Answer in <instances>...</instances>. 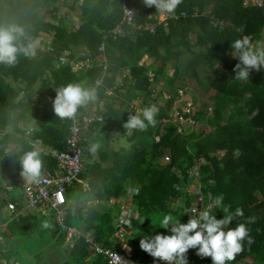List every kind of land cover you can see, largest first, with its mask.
<instances>
[{"label":"trees","instance_id":"1","mask_svg":"<svg viewBox=\"0 0 264 264\" xmlns=\"http://www.w3.org/2000/svg\"><path fill=\"white\" fill-rule=\"evenodd\" d=\"M58 1L0 0V26H23L33 40L54 30L49 43L53 51L45 44L35 56L19 55L14 66L0 64V212L7 202L22 204L19 192L13 194L5 183H21L19 171L23 170L15 175L14 165H20L25 152L34 150L23 139L28 129L34 131L27 125L34 122L37 130L33 137L41 140L42 175L55 171L57 162L52 152L66 149L69 129L68 119L54 113L56 90L68 83L93 88L103 75L99 62L105 55L107 75L95 99L104 101L98 112L103 121L90 124L82 132L81 144L88 152L83 156L80 179L89 188L84 189L78 181L66 187V195L77 201L67 210L66 224L85 228L102 248L123 250L115 231L119 203L126 200V206L133 208L128 226L131 234L125 242L131 251L126 256L134 264H147L154 258L141 250L140 238L165 231L151 223L158 213L181 216V222H187L194 198L185 190L194 189L189 175L194 171L200 175L203 192L209 191L213 198L223 193L231 211L237 207L244 210V216L236 217L230 227L246 223L253 243L245 241L244 250L230 264H264V69L251 70L246 81L236 80L233 69L239 61L230 47L232 41L244 35L253 42L264 38V0L248 5L243 4L244 0H182L176 9L179 17L167 19L168 32L161 22L162 13L154 6H145L143 0H123L135 9L138 23H153L154 32L127 30L115 39H104L103 33L121 20L122 0H83L81 4L63 0L80 17L74 30L66 18H60L57 25L51 22L57 17ZM214 18L231 21L232 25L222 29L212 24ZM102 43L104 52L99 50ZM63 53L69 62L90 61L92 67L74 71L69 62L57 63ZM145 55L154 62L140 64ZM172 60L174 71L167 75ZM124 69L129 77L123 83L129 86L123 92L125 86H120L113 75ZM161 79L165 85L158 94L166 93L170 98L158 107L156 126L129 136L123 125L130 114L137 113L129 110L128 101L137 96L131 90L146 92L156 104L157 96L153 97L150 85ZM188 80L204 91H214L213 108L209 113L203 103L201 108L190 110L191 107L187 112L177 107L185 123L178 119L174 122L173 100ZM18 84L24 87V93ZM107 88L112 90L111 95L106 93ZM111 99H119L120 106L115 107ZM194 102L197 99L191 103ZM94 103L79 110L85 114L95 112ZM225 110L229 111L226 118ZM200 124L206 127L202 129ZM8 129L13 132L3 136ZM93 144L99 148L91 160ZM133 189L137 192L133 193ZM92 200L94 203L84 206ZM176 201L184 205L175 206ZM98 202L110 206L101 210ZM211 211L222 218L223 212L215 206ZM253 218L254 222L248 223ZM65 234L52 216L48 219L37 209H25L10 219L0 217V264H16L15 256L30 264H108L105 256L87 251L83 237L74 239V247L68 251ZM44 237L50 239V246H41ZM248 258L253 261L248 263ZM193 260L196 264H212L210 258Z\"/></svg>","mask_w":264,"mask_h":264},{"label":"clouds","instance_id":"2","mask_svg":"<svg viewBox=\"0 0 264 264\" xmlns=\"http://www.w3.org/2000/svg\"><path fill=\"white\" fill-rule=\"evenodd\" d=\"M143 3L147 7L154 6L161 13L173 15L182 0H143ZM53 32L45 35H54ZM39 45L38 38L34 40L28 38L23 26L17 24L0 26V64L14 66L19 55L35 56ZM230 47L233 57L239 61L233 69L236 80L246 81L251 70L264 69V46H258L250 37L243 36L232 41ZM95 99V89L68 83L56 90L53 110L61 119H71L80 107ZM158 112L155 104H149L137 113L130 114L123 125L127 134L131 136L134 131L144 132L149 127L154 128ZM98 148V144H93L91 151L96 152ZM19 163L23 175L29 182L40 181L43 160L39 151L34 149L25 152ZM213 203L215 209L223 212L222 218L218 219L216 213L207 208L193 209L196 214L188 216L187 222H181V216L177 218L170 213H158L152 218L151 223L154 228L165 231L140 238L141 250L165 264H188L186 253L193 251L190 249H194L202 258H210L212 264H230L244 250V242L247 241L251 245L253 240L246 223L230 227L236 217L244 216L242 208L237 207L234 212L231 211L230 206L224 203L223 193L217 194ZM12 215L15 216L11 213L10 216ZM252 222L254 218L248 221Z\"/></svg>","mask_w":264,"mask_h":264},{"label":"built area","instance_id":"3","mask_svg":"<svg viewBox=\"0 0 264 264\" xmlns=\"http://www.w3.org/2000/svg\"><path fill=\"white\" fill-rule=\"evenodd\" d=\"M72 1V0H71ZM251 0H248V3ZM63 2V0H62ZM257 2V0L253 1V3ZM246 0H244V5H248ZM122 17L121 20L112 28L103 33V38H117L125 35L127 30H132L135 33H142L145 30H149L150 32H154L153 23L142 24L138 23L135 19L136 11L133 7L128 6L122 0ZM197 13V11H196ZM182 17L186 16L185 12L181 13ZM179 15L175 12L173 15H166L165 13L161 14V22L165 28V31L168 32V18L177 19ZM212 24L215 26H219L224 29L227 26L232 25L231 21H222L218 19H213ZM243 29V28H239ZM53 37V35H49ZM245 36V35H244ZM40 38V37H39ZM52 39H50V42ZM49 42V43H50ZM47 46L50 51H53L51 45ZM37 49H40L38 47ZM99 50L104 52L105 46L102 43L99 47ZM66 53H63L58 57L57 63L66 64L68 63V58L66 57ZM142 64V62H139ZM69 64L73 67L74 71L81 70L83 67L91 68L92 65L90 61H70ZM104 69L102 77H100L96 82L95 86L92 89H95L97 92L99 86H102L103 79L107 75V59L105 55L101 57L99 65ZM150 80H152V73L148 72ZM129 77L128 71L124 72L123 78ZM122 80H118V84L123 87ZM18 87L21 91H24V87L18 84ZM110 92V91H109ZM182 111H184L182 109ZM189 111V109L187 110ZM184 111V112H187ZM83 112V111H82ZM79 109L74 117L68 119L69 129H68V137L66 139V149L64 151H53L52 156L56 159L57 169L53 172H48L41 176L40 181L37 182H29L27 178L23 175V171H19L20 176L22 177V181L20 186L15 185L13 183H6V188L9 191L17 190L20 194L22 204L8 202L9 211L17 216L18 214H22L25 209H37L41 212L43 208H49L53 212V220L65 231V243L70 248L74 247V239L83 237L86 240V249L88 252L93 255L101 254L106 257L108 264H130L129 261L119 252H116L111 249H105L96 244L91 233L87 231L83 227H78L76 225H67L66 217L69 213L67 210L71 209L72 206H69V202L66 196V187L75 181L82 183L84 189H88L89 185L86 181H82L80 179V174L84 169V147L82 146V132L84 129L88 128V126L94 122H102V115L98 112H89L85 114L82 113ZM177 118L183 121L182 115L177 113ZM32 128L26 131V135H30L32 132ZM25 135V136H26ZM18 137H22V134H17ZM29 145L33 147L35 150L41 152L43 148H41L40 139H30ZM0 146H2L0 144ZM194 174V175H193ZM190 177L193 179L191 185L194 186V189L187 188L185 191L193 196V202L190 205L188 214L189 216H193L196 213L193 212V209L203 210L207 208L208 210H212L214 207V199L209 191L206 193L203 192L202 184L200 182V175L198 176L196 172L189 171ZM133 193H136L137 190L133 189ZM126 201V200H124ZM131 208V207H130ZM131 215V210L128 209L125 202L120 205L119 213L117 215V229L115 231L116 238L120 240H124L125 236L130 233L128 226L130 225L129 217ZM187 261L191 259V257H195L197 259L201 258L196 254V251H188L186 253ZM149 264H165V262L160 261L158 259H154Z\"/></svg>","mask_w":264,"mask_h":264},{"label":"rangeland","instance_id":"4","mask_svg":"<svg viewBox=\"0 0 264 264\" xmlns=\"http://www.w3.org/2000/svg\"><path fill=\"white\" fill-rule=\"evenodd\" d=\"M82 1L83 0H72V2H78L79 4H81ZM253 1H255V0H251L250 2H253ZM246 2L248 3V0H246ZM257 2L261 3L262 0H257ZM70 4H71V2H69V5ZM57 6H58V10L56 11L57 17H56L55 20H51V22H53L54 24L57 25V23H58L60 18L61 19L62 18L63 19L66 18V20L68 22V26H69L70 29L74 30L75 28H77V25L75 23L80 22V17L78 16V14L76 12H72L69 8H67V6L64 5V1L62 2V0L58 1ZM53 31H51L50 34ZM50 39L53 40V37H50L49 35H45V33L40 38H38V40L40 41V45H39L40 49L45 44L49 43ZM253 43L258 45V46H264V38L262 40H260V42H253ZM141 62L142 63H146L147 65H149V63H152L154 61H153V59L150 60V58L147 55H145L141 59ZM174 66H175V62L173 60L169 61L168 66H167V75H171L172 74V71H174ZM124 79L126 80V78H124ZM185 82H186L185 87L182 90L179 91L178 96L175 97V99L173 100L172 111L173 110L174 111L172 112L171 115H172V120L174 122L178 119L177 118V113L178 112L176 110L177 107L183 109L184 111H187L191 107H193V108L190 109V110H197V109L202 107L201 103H203V104H206L205 106H203V109L208 111L209 113H211L212 108H213V98H212L213 95H214V91L213 90L204 91L200 87V85H198L197 83L193 82L192 80H188V81H185ZM121 83H123V81H121ZM124 84H125V87L122 88L123 92H124V90H127L126 86H129V84L126 81H125ZM164 85L165 84H164L163 79H161L159 82H156V83L153 82L150 85V89H153V91H152L153 92L152 93L153 97L155 98L157 96V101H156V104H155L157 107L164 105L167 102V100L170 98V96L167 95L166 93H164L163 95H159L158 94L159 90L162 89L164 87ZM21 92L24 93V91H21ZM106 93L111 95L113 92H112V90L110 88H107ZM131 93L132 94H137V96L135 98H133L132 100L128 101L129 110L131 112H138L139 110L143 109L144 107L148 106L149 104H152L151 100L148 99V96H147L146 92L143 91L141 93V92H138L137 90H131ZM186 93H187V95H186ZM193 99H197V102H194V105H193V103H191ZM110 102L113 103V105L115 107L120 106V100L119 99H111ZM103 103H104V101H102V100H100V102L95 100V103L93 105H94V108H95L96 112H100L103 109ZM153 104H154V102H153ZM88 108L89 107H86V109H88ZM228 113H229V111L225 110V112L223 114V117L226 118ZM178 120L180 122H182V123H185V120L184 121H182L180 119H178ZM204 127H206V126H203V124H200V128L203 129ZM198 128H199V126H198ZM0 138H1V136H0ZM93 140L96 141V138H94ZM122 142L124 144H126L125 141H122ZM111 143L113 145V144H115V141H112ZM85 152H86V155H87L88 151H85V148H84V153ZM96 155H97V152H92L90 159L93 160V157H95ZM14 192H17V190L12 191L13 194H14ZM257 196L260 197L259 194H257ZM72 198H73V196L71 195V199ZM92 203H94V200L89 201L88 203L85 204V206L91 205ZM76 204H77V201H74V200L69 202V206H72V207H74ZM182 204L184 205V202L176 201L175 206H180ZM99 205H100L99 208H101V210H105L107 207L110 206V205H107L104 202H100ZM128 209L131 210V211L133 210V208H128ZM42 212L44 213L45 217L48 218V219H49L50 216L53 215V212L49 208H43ZM71 213L73 214V216H74V214H76V212H74V210ZM10 214L11 213L9 212L8 205L3 206V208L1 209V212H0V217H2L4 220L7 219V218L10 219L11 218ZM46 241H47V244H44V243H46ZM51 244H52V242L50 241V239H45V237L42 238V241H41V246L42 247L45 246V245H46V247H48ZM51 250L52 251L58 250L60 252L61 248L60 249L59 248H54V249L51 248ZM117 251L120 252V253H123V250H121L120 248ZM11 253H14V252H11ZM14 259L17 262L16 264H30V263H27L25 259H22V258L17 257V256H15ZM188 264H196V261L193 260V258H191Z\"/></svg>","mask_w":264,"mask_h":264},{"label":"crops","instance_id":"5","mask_svg":"<svg viewBox=\"0 0 264 264\" xmlns=\"http://www.w3.org/2000/svg\"><path fill=\"white\" fill-rule=\"evenodd\" d=\"M123 71H127L126 69H124V70H122L121 72H119V73H117V74H114L113 76L115 77L116 76V82L118 83V80H122V81H124V78H123V74H122V72ZM81 86H83V87H86L85 85H81ZM123 86H125V84L123 83ZM88 88V87H87ZM91 112V111H90ZM96 112V111H95ZM28 127H33L34 128V131L30 134V135H26L23 139H25L26 140V142L28 141V143H29V140L30 139H34V133L36 132V130H37V128H36V126H35V124H34V122L33 121H31L28 125H27V128ZM26 128V129H27ZM25 129V130H26ZM13 132V130L12 129H8L7 130V132H5L4 134H3V136L4 135H6V134H9V133H12ZM39 139V138H38ZM8 145H9V143H7V144H5V149L6 150H8ZM14 167H15V169H14V172H15V175H17V171L18 170H22V168H21V166L20 165H17V164H15L14 165ZM7 183V182H6ZM5 183V184H6ZM18 186H20V184H18ZM67 199H68V202H71L72 200H74V201H76L75 200V198H72L71 199V197L70 196H67ZM9 200V199H8ZM7 200V201H8ZM124 202H126V201H124V200H121L120 201V203H119V207L118 208H120V205L121 204H123ZM8 203V202H7ZM20 205H21V203H20ZM85 206V205H84ZM132 208V207H131ZM117 218V217H116ZM130 230V229H129ZM131 234V230H130V233L129 234H127L126 236H125V239L124 240H120L121 242H122V245H121V248L123 249V253H121L122 255H124L125 256V258L129 261V263L130 264H134V260H132V259H130L129 257H127L126 256V254L127 253H129L130 251H131V248L129 247V246H125V242H126V239L128 238L127 236H129ZM120 253V252H119ZM151 261H153V260H151ZM151 261H149L147 264H149ZM246 261L248 262V263H251L252 261H253V259L252 258H248V259H246Z\"/></svg>","mask_w":264,"mask_h":264},{"label":"water","instance_id":"6","mask_svg":"<svg viewBox=\"0 0 264 264\" xmlns=\"http://www.w3.org/2000/svg\"><path fill=\"white\" fill-rule=\"evenodd\" d=\"M72 248L69 247L68 251H71Z\"/></svg>","mask_w":264,"mask_h":264}]
</instances>
